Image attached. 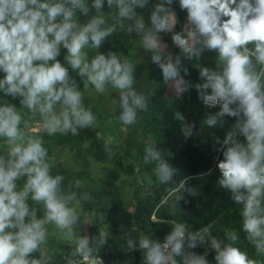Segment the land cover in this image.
Returning a JSON list of instances; mask_svg holds the SVG:
<instances>
[{
  "label": "clouds",
  "instance_id": "9594fccd",
  "mask_svg": "<svg viewBox=\"0 0 264 264\" xmlns=\"http://www.w3.org/2000/svg\"><path fill=\"white\" fill-rule=\"evenodd\" d=\"M105 3L109 9L115 7L118 21H134L127 31L141 36V46L151 53L164 83L177 97L194 86L205 106L218 109L207 117L208 126L235 118L225 133L224 147L218 149L223 156L216 165L218 183L242 205V231L256 252L264 254V0H178L180 10L187 13L188 27L181 31H176L173 0L153 6L151 27L136 12L149 0H92L90 5L87 0H0V93L18 99L20 105L0 99V148L4 149L0 154V264H49L45 247L49 226L76 245L73 255L90 251L92 238L78 235L76 228L80 199L90 201L92 196L84 193L78 199L71 186L67 191L62 188L65 176L52 173L56 156L49 155L43 137L34 134L25 119L28 113L34 118L38 112L41 128L49 136H76L80 129L97 126L98 117L85 106L84 92L69 69L83 80L85 91L91 85L99 94L109 88L119 94L121 111L116 119L121 125H135L139 112L148 109L146 97L134 87V64L129 59L111 51L107 55L96 51L89 58L88 50H98L116 31L115 24L106 26ZM93 9L96 14L80 23L78 14L88 17ZM161 33H172V42L185 59L214 53L219 70L201 66L203 83L192 85L181 76V71L188 74L181 55L173 57L167 51ZM61 48L67 50V66L58 59ZM176 119L184 122L183 134L191 136L194 125L179 112ZM107 123H112L111 117ZM113 139L109 135L105 145ZM154 161L156 178L168 183L176 169L153 146H145L143 162ZM188 179L192 177L181 180L168 196L182 199V190L196 195L195 189L186 188ZM74 186L82 187L81 181L75 180ZM210 228L190 233L184 223L173 222L163 242L141 234L138 247L143 264H208L207 252L191 251L206 243V237L215 264H258L235 246L239 238L235 231L226 230L229 242L223 243L211 237ZM106 236L100 233V245L106 243ZM127 244L129 250L136 247L132 239ZM93 264L103 261L98 258Z\"/></svg>",
  "mask_w": 264,
  "mask_h": 264
},
{
  "label": "trees",
  "instance_id": "16d2710c",
  "mask_svg": "<svg viewBox=\"0 0 264 264\" xmlns=\"http://www.w3.org/2000/svg\"><path fill=\"white\" fill-rule=\"evenodd\" d=\"M89 5L92 0H87ZM161 0H149V4L141 9L136 8L137 15L144 19L146 27H151L150 13L153 6ZM171 7L176 12L178 21L176 31L187 28V13L180 10L178 0H173ZM107 25H116V31L106 38L98 50L89 49V58L96 51L107 55L115 52L122 59L127 58L134 64V87L146 97L147 111H141L138 122L132 126H123L116 119L119 108V94L110 89L104 94L96 93L94 88L84 90L83 80L69 69L76 79L79 90L84 92V104L90 106L98 117L95 128L80 129L78 135L49 136L41 128L42 118L39 113L34 118L27 109L23 112L29 120V129L34 134L43 137L49 155H55L58 163L52 173L59 172L65 176L62 188L77 193L80 199L84 193L92 196V200L80 199L81 215L76 228L82 236L84 227L90 239V251L85 254L98 255L104 264H143V254L139 250L141 234L163 242L171 231L173 222H181L187 226L188 232H200L211 225L209 229L212 238L228 243L226 230L235 231L238 240L235 246L246 251L250 259L258 264H264V254H258L248 241L247 234L242 231L240 211L242 205L231 199V193L219 186L220 177L217 161L223 159L222 149L225 133L235 123V118L225 117L223 123L218 121L214 126H208L205 121L209 115H214L218 109L202 104L198 92L193 86L187 93L177 97L169 85L163 81L161 70L151 60V53L141 46V36L135 31L129 33L127 27L134 21H118L116 9L103 8ZM88 17L78 14L80 23ZM123 23V27H121ZM166 41L169 37L164 36ZM200 47V45H197ZM173 57L181 55L175 46L171 51ZM67 50L61 48L58 57L67 66L64 57ZM182 64L188 69L181 76L192 85L203 83L200 77V67L207 66L214 70L217 67L216 55L205 51L201 57L185 59L181 55ZM257 65V70L259 69ZM3 73H0V78ZM19 108V100H11ZM183 115L184 120L193 124V134L186 137L182 132L183 121L176 119V113ZM112 123H107V118ZM100 133V136H97ZM111 135L113 143L105 145V140ZM219 139V143L217 142ZM145 146H153L174 169L176 174L166 183L161 184L155 176L156 162H143ZM4 149L0 148V154ZM135 152V154H133ZM63 157V163H59ZM140 171L137 172L136 168ZM186 181V188H193L196 195L182 190L177 200L176 194L168 196L181 180ZM80 180L82 187L76 188L74 181ZM22 183V182H21ZM39 209V206H36ZM42 214V211H38ZM85 225V226H84ZM106 232V243H98L100 233ZM132 239L136 247L128 249L127 241ZM206 243L198 244L191 251L203 255L208 253V264H215V252L211 240L206 237ZM45 247L51 260L49 264H72L81 254L73 255L76 245L61 236L58 231L49 226V237ZM84 255V254H83Z\"/></svg>",
  "mask_w": 264,
  "mask_h": 264
},
{
  "label": "built area",
  "instance_id": "2783aa9c",
  "mask_svg": "<svg viewBox=\"0 0 264 264\" xmlns=\"http://www.w3.org/2000/svg\"><path fill=\"white\" fill-rule=\"evenodd\" d=\"M203 104V103H202ZM204 105V104H203ZM205 106V105H204ZM207 107V106H206ZM102 259L98 255H89V254H84L80 257H78L75 261L72 262V264H93V261L96 259ZM103 261V260H102ZM104 264V262H103Z\"/></svg>",
  "mask_w": 264,
  "mask_h": 264
},
{
  "label": "rangeland",
  "instance_id": "374dc122",
  "mask_svg": "<svg viewBox=\"0 0 264 264\" xmlns=\"http://www.w3.org/2000/svg\"><path fill=\"white\" fill-rule=\"evenodd\" d=\"M186 25H187V21H186ZM171 35H172V33H161V34H160V36H161L163 42L168 46V47H167V51H169V52L175 47V45H174L173 42H172ZM164 36L169 37L170 40L166 41V40L164 39ZM31 130H33V129H31ZM84 226H85V225H84ZM82 236H88L87 229H85V227H84V230H83V234H82Z\"/></svg>",
  "mask_w": 264,
  "mask_h": 264
}]
</instances>
